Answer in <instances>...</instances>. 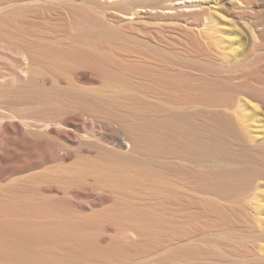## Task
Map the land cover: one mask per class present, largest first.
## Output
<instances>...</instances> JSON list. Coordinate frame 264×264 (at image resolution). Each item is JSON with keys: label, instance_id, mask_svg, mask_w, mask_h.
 Here are the masks:
<instances>
[{"label": "bare ground", "instance_id": "6f19581e", "mask_svg": "<svg viewBox=\"0 0 264 264\" xmlns=\"http://www.w3.org/2000/svg\"><path fill=\"white\" fill-rule=\"evenodd\" d=\"M195 1L0 0V264H264L256 238L250 257L188 254L230 236L203 195L231 192L204 187L247 167L264 188V81L236 70L264 48V0Z\"/></svg>", "mask_w": 264, "mask_h": 264}, {"label": "rangeland", "instance_id": "374dc122", "mask_svg": "<svg viewBox=\"0 0 264 264\" xmlns=\"http://www.w3.org/2000/svg\"><path fill=\"white\" fill-rule=\"evenodd\" d=\"M182 1L184 3H182ZM185 1L188 0H171V3L169 4L179 7L181 10L185 6ZM193 4L201 5L202 2L197 0ZM222 18L224 17L222 16ZM150 23H152L151 26L157 28H159L160 26H165V25L167 26V24L168 26L170 25L169 23H163V22L160 23L158 20H155V22L150 21ZM218 27L221 31L230 30L229 27H224L223 24H219ZM139 33L140 35L151 34V36L155 37L157 40L160 38V36L163 35L161 31H156L154 35H152L153 32H148V31L146 32L145 30H141L139 31ZM166 36L168 37V40L170 41L171 43L170 45L172 47H182V46L196 47L191 36L182 31H174V32L171 31L167 33ZM208 42L212 45L214 40L210 39L208 40ZM240 49L242 50L243 57L244 59H246V62L244 65L237 67L236 70L251 69V73L249 74V76H245L241 80H249L250 77V79L258 78L261 80L263 79L262 81H264V48L258 49L252 46L249 47L244 46V47H240ZM235 83H238V81H235ZM212 93L213 91H208V90L203 91V95L205 96V98L213 96ZM253 104H259L260 106L259 115H255L254 113H252L251 117L249 118V128H250L249 131L251 132L252 136L258 139H262V142H264V101L263 103H253ZM206 116L208 115L204 113L203 118H206ZM247 151L250 153L249 150ZM243 152L246 153V150H243ZM251 154L254 156L256 155V157L261 162H264V146L259 147L256 150H253ZM233 167L236 168V166H232L231 168ZM241 169L243 170V174H244L243 176L245 178L241 180L239 185L233 186L231 188H227V187L213 188L209 186V187H204L203 189L204 192L205 191L218 192V193L231 192L232 194L231 196H228L225 199L214 195H207V194L203 195V198L205 200H208V198H210L209 201H212L213 203L220 205L221 208L218 209V212H220V216L221 217L223 216L224 218L226 217L228 220L227 222H230L229 224H219L211 228L216 231L224 232L230 235L218 240L219 242L217 246L220 247L222 251L210 249V245H209L210 243H208L205 244L203 248H199L198 250L190 247L188 250V254L195 255L201 258L204 257L208 258L210 256H213L214 258L222 260L224 258L230 257L231 255L250 257L255 253H261L259 251V247L258 248L254 247V245L250 243V240L256 238L257 239L256 245L264 247V188L258 189L256 187V182L254 179H252L254 173H249L247 167H241ZM258 182L264 184V179H260ZM187 193H189L188 190ZM255 193L258 194L256 195V197L254 195ZM252 201L258 203V206H260V208H257V206L255 207L254 205L249 204ZM189 215L190 212L188 211V216ZM237 220H239L238 223H236ZM205 221H207V218H205ZM200 227L207 232H209L210 230L207 227H203L202 224L200 225ZM194 230H195L194 224H192V226L189 224L187 225L186 228L187 239H190V234ZM232 235L239 236L240 241L239 242H237L238 240L234 241ZM201 239L210 242L215 238L212 236L204 235L201 237ZM243 264H260V263H258L254 258L251 257V259L245 260Z\"/></svg>", "mask_w": 264, "mask_h": 264}]
</instances>
